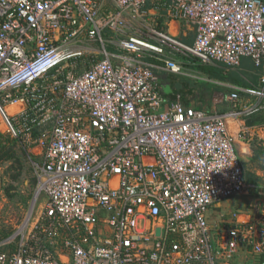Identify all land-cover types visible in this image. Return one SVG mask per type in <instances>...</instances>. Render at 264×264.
Returning <instances> with one entry per match:
<instances>
[{
  "label": "built area",
  "instance_id": "1",
  "mask_svg": "<svg viewBox=\"0 0 264 264\" xmlns=\"http://www.w3.org/2000/svg\"><path fill=\"white\" fill-rule=\"evenodd\" d=\"M146 2L0 0V144L4 130L40 158L35 197H47L0 240V264H247L234 259L242 249L264 255V188L248 181L228 126L261 106L264 75L218 113L166 101L139 60L152 51L173 73L183 67L172 53L262 66L264 0L164 3L169 18L195 27L192 45L150 22ZM238 90L260 101L241 105ZM252 189L251 220L232 212L210 222L212 207Z\"/></svg>",
  "mask_w": 264,
  "mask_h": 264
},
{
  "label": "crops",
  "instance_id": "2",
  "mask_svg": "<svg viewBox=\"0 0 264 264\" xmlns=\"http://www.w3.org/2000/svg\"><path fill=\"white\" fill-rule=\"evenodd\" d=\"M168 2L169 0H147L144 6V9L147 13L146 18L150 20V22L154 23V25L164 28L171 35L179 38L186 44L192 45L195 40V27L185 21L169 18L166 12L167 10L163 7L164 3ZM106 36L110 37V35L108 36V33ZM108 50L114 54L119 53V51L116 50V47L113 44L108 45ZM166 53L168 54L169 52L166 51ZM170 56L172 58H175L176 61L182 65V73H173L167 70L165 67V62L163 61V57L152 51H145V53L139 58L141 62L151 66L156 73V82L160 86L161 93L166 98V101L170 102L179 99L186 106L218 113H226L231 109V102L228 100V96L232 92H234L238 86L229 82L211 78L209 77V75H206L208 79L215 81L214 85L216 86V88L220 89L219 91H214L213 93H211L204 87H199L197 85L196 79L200 76V74L192 69L193 65L196 64L194 62L195 58L177 53H172ZM113 58L115 61L120 60L119 57ZM247 58L248 57H243L241 62L242 65H247L249 59ZM260 67L261 76L258 82L259 87L261 86V78L264 75V63ZM259 101V97L246 92V95L243 94L241 96L240 104L246 105L258 103ZM228 126L230 133L236 138L237 151H239V153L241 154V159L242 161H244L245 158H247L249 155H252V150L249 142L253 141L257 135L261 137L263 128L261 127V125H259V123L247 124L242 118L229 119ZM244 127H248L249 129V134L246 136V139L240 136L241 129H243ZM241 152H244V154L242 155ZM35 157L37 159H40L38 156ZM258 175H260L261 179L258 186L264 188V174L262 172L258 173ZM242 196H246L247 198L245 199V201L242 200V204L235 206L236 208L234 207L235 210L233 211H231V206H229L230 199H227L222 203L212 207L215 208V210L213 216L210 217V222L213 223L223 215L227 216L232 212H238V218L243 222L251 220L255 215V209L252 207V203L254 202L253 200L257 198V190L252 189L249 194ZM43 206L44 205H42V207ZM234 259L235 261H244L247 264H264V255L254 254L247 249H242Z\"/></svg>",
  "mask_w": 264,
  "mask_h": 264
},
{
  "label": "rangeland",
  "instance_id": "3",
  "mask_svg": "<svg viewBox=\"0 0 264 264\" xmlns=\"http://www.w3.org/2000/svg\"><path fill=\"white\" fill-rule=\"evenodd\" d=\"M244 66L248 65L244 64ZM192 69L200 74L196 79L199 87H211L215 84V81L207 78L208 74L200 70V66L195 64ZM262 106L264 108L263 104ZM263 108L260 116L263 123H259L263 128L262 136L257 135L258 137L256 136L253 141L249 142L252 155L244 159L247 175L252 179L259 178L258 173L263 172L264 174ZM242 119L247 123L248 119L245 116ZM2 138L0 144V151H2V155L0 154V240L12 235L23 223L35 218L47 199L45 194L35 197L37 180L32 161L37 158L4 130ZM246 198L242 195L231 197L229 200L231 211L235 210V206L242 204ZM214 210L215 208L209 210L210 217L213 216Z\"/></svg>",
  "mask_w": 264,
  "mask_h": 264
},
{
  "label": "trees",
  "instance_id": "4",
  "mask_svg": "<svg viewBox=\"0 0 264 264\" xmlns=\"http://www.w3.org/2000/svg\"><path fill=\"white\" fill-rule=\"evenodd\" d=\"M248 59V58H247ZM194 62L196 63L197 66H200V70L205 72L206 74L209 75V77L224 81V82H229L232 84H235L236 86L240 88H245V89H258L259 88V79L261 76L260 73V66H257L254 61H252L250 58L248 59L247 67L246 66H239L235 68H229L221 63H217L215 65L212 64H204L199 62L198 60L194 59ZM199 62V63H197ZM207 91H210L213 93L214 91H219L220 89L216 88L215 85H212L211 87H204ZM240 95L245 94L246 92L243 90H238ZM264 105V101L261 102V105ZM263 106L259 107L256 111L244 115L245 118H247V124H253V123H263L260 119L261 114L263 113L262 110ZM264 109V108H263ZM0 154L2 155V151H0ZM243 167L245 169L244 161H242ZM246 176L248 178V181L257 187H259V183L261 181L260 177L259 178H249L247 175V171L245 169ZM257 190V189H254Z\"/></svg>",
  "mask_w": 264,
  "mask_h": 264
}]
</instances>
